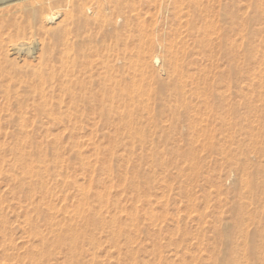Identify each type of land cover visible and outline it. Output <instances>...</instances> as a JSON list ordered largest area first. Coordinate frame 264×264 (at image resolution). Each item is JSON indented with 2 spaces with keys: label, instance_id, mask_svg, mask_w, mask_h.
Instances as JSON below:
<instances>
[{
  "label": "rangeland",
  "instance_id": "374dc122",
  "mask_svg": "<svg viewBox=\"0 0 264 264\" xmlns=\"http://www.w3.org/2000/svg\"><path fill=\"white\" fill-rule=\"evenodd\" d=\"M93 1L78 0L89 16L78 21L91 31ZM1 2L0 10L7 7ZM134 2L146 60L167 78L173 46L175 63L185 68L173 73L185 100H162L154 76L124 68L121 54L112 57L114 71L101 64L104 48L118 44L111 35L87 42L85 28L78 40L94 63L80 77L98 99L109 75L129 84L140 103L115 106L119 114L133 112V123L119 115L106 121L87 102H79L74 124L70 113L54 120L37 115L32 108L40 101L30 97L20 131L22 118L13 123L8 114L17 110L20 84L2 66L0 264H264V155L251 145L264 144V0ZM124 24V15L113 14L107 33ZM131 35L127 58L139 47ZM9 53L16 63L26 59ZM35 54L28 57L33 65Z\"/></svg>",
  "mask_w": 264,
  "mask_h": 264
},
{
  "label": "bare ground",
  "instance_id": "6f19581e",
  "mask_svg": "<svg viewBox=\"0 0 264 264\" xmlns=\"http://www.w3.org/2000/svg\"><path fill=\"white\" fill-rule=\"evenodd\" d=\"M0 1H2V5L7 4V7L5 6V8L3 7L4 9L0 10V69L3 66L4 70H7L9 66L11 68L10 71L14 73L18 83L20 84L19 91L21 94H18L17 96V110L13 111L9 109L8 113L10 116V122L14 123L18 119L22 118L20 126L18 125L20 131H23V123L28 119L26 116L28 114V109L32 106L29 105L30 102L28 101L30 97L32 99L31 104L40 101L35 108H32L35 109L37 115H44L45 117L54 120L62 118V113H70L68 121L73 123L72 119H75L74 113L79 112L80 110L79 102H87L97 109L100 117L106 121H114L116 119V115H119L120 120L123 123H133V112L128 114H119L115 106L117 101L122 102L127 99L134 103H140L137 96L131 97V94H128L127 89L129 88V84L126 85L124 80H116L114 76L109 75L106 81L103 82L104 91L101 93L102 96L98 99L95 95L89 92L90 87L92 86H89V81L84 79L85 76L83 78L80 77L81 74L84 75L91 68H93L94 63V59L91 57L93 54L89 50L82 48L81 43L78 40L79 30L85 28L86 29L84 31L87 32L85 40H87V42L89 41L93 43L96 42L98 38H102L105 35H111L118 44L114 47L104 48V51L101 54V57L103 58V60L101 59V64L108 65V67L114 71L116 66L115 64H111V61L114 60L112 57L115 54H121L127 60L124 68H127L128 70H137L139 67L141 70L140 73L144 72L145 74L147 73L154 76L153 79L156 86L152 87L154 89V93L160 94V98L162 100L164 99L163 96H168L169 94H174L178 99L185 100V94H187V92L185 93L186 90L184 91V86L177 82L179 81L176 79L178 76L176 78L173 76L175 72L178 73L179 70L184 73L182 70L185 68L181 65L183 68L181 69L180 66H178L179 62L175 63L176 61L174 58H176L177 55L172 49L173 46L171 48L168 47L164 60L167 78H163L159 74H156V70H154L149 61L146 60V53L148 51L145 47V43H147V40L145 39L146 30L138 24V15L136 16L133 13L136 8L134 0H94L93 5L95 10L93 15L95 16V24L97 25V28L94 31L87 30L88 24L80 25L81 21L79 23L78 19H84L86 22L89 16H87L83 9V5L79 4L78 0H19L18 2H14V0ZM106 1L110 3V7L108 9L105 8ZM172 1L175 0H171V2ZM77 4L79 7L77 12H75L74 8ZM34 7L37 9L35 10ZM115 13L124 15V28L122 30H114L112 33H107L106 26L109 22H111L112 16ZM222 15L225 14L222 12L221 16ZM176 18L178 17L176 16ZM34 19L38 21L35 22L34 26H32L33 22L31 21ZM50 23L54 24L49 25ZM47 26H50V28ZM196 26L195 23H192L191 21L190 28L194 29ZM44 27L47 28L44 29ZM131 34H135L138 37L139 47L137 49V53L134 54L135 57L131 56L127 58V50L124 48H127V46L124 45V41L126 40V37ZM5 39H9L11 41L9 47L6 49H4L5 46H3L5 45ZM119 44L123 46H120ZM37 45H40V49L38 48V50L35 49ZM197 47L198 45L196 48ZM189 49L191 50L192 48ZM193 49L195 52V48ZM9 52L13 54L15 53V55L17 54L19 56L24 54V58L26 59H24V61L22 59L23 64L22 62L20 64L16 63V60L13 61L9 59ZM35 53L38 55V64L34 63L35 65H33V61H29L28 57H32L33 59ZM189 56L190 55L188 54V57ZM183 57V60H185V58L187 60V57ZM134 59H136V61ZM185 64H183V66ZM188 65L186 67H188ZM45 68L51 69V71L47 73L49 75H45ZM163 74H165V72ZM135 77L133 76V78ZM173 78L174 80L176 79L174 87H172L171 81ZM133 82L136 81L133 80ZM135 85H137V82ZM26 91H28V93H26ZM65 94L70 96L71 105L69 107L63 103ZM94 101L97 103L95 104ZM251 145L255 148V150H259V152H261H258L259 154L264 155V144H258L256 141ZM242 160L244 161V159ZM243 163H247V166L250 164L247 160ZM243 166L245 165L243 164ZM73 247L74 249L82 248L76 241L73 242Z\"/></svg>",
  "mask_w": 264,
  "mask_h": 264
}]
</instances>
